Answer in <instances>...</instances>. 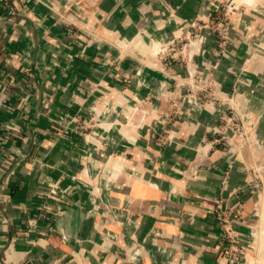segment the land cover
<instances>
[{
  "label": "crops",
  "instance_id": "obj_1",
  "mask_svg": "<svg viewBox=\"0 0 264 264\" xmlns=\"http://www.w3.org/2000/svg\"><path fill=\"white\" fill-rule=\"evenodd\" d=\"M225 1L222 46L156 55ZM15 7L0 8V264H224L219 205L264 264L246 184L264 185V0ZM190 84L222 102L238 88L247 137L220 144L232 131L215 106L181 103Z\"/></svg>",
  "mask_w": 264,
  "mask_h": 264
},
{
  "label": "built area",
  "instance_id": "obj_2",
  "mask_svg": "<svg viewBox=\"0 0 264 264\" xmlns=\"http://www.w3.org/2000/svg\"><path fill=\"white\" fill-rule=\"evenodd\" d=\"M15 1L16 0H0V8L13 15L16 13ZM223 4H225L226 10L223 9L224 5L220 6L217 3H210L208 20L205 23H201L197 20L190 21L187 27L188 29L185 31V34H187L186 38L182 40L181 37H174L167 40V42H164L162 47L158 46L157 49L154 47L153 50H155L156 55L159 56L160 59L162 58V61L167 62V59L172 60L173 58H176L178 54L184 50V47L187 48V52L190 54L196 44L203 41L205 38L204 33H207L208 30H211L216 37L215 42L217 45L222 46L225 42L226 35V15L230 12V9L234 8L233 4H230L229 1H225ZM184 40L187 42L185 45L181 43ZM179 47L181 48V51L179 50ZM188 74L189 76L192 75V73ZM238 90V88L234 89V92L228 96V100L222 102L210 93H207L204 89L195 88L190 84L186 89L187 93L183 96L181 103L185 102L194 107H200L201 105L215 106L217 108L216 114L218 119L222 120L225 124L224 128L232 131L231 137H228L225 134L220 135L221 139L217 141L223 146H230L229 144L232 140H244L247 137L244 124L242 123L243 118L241 114H239L241 108H239L240 106L237 100L241 98L242 93ZM234 99L237 100L234 101ZM169 101L172 108L178 107L176 98L170 99ZM179 110L180 108L176 110V113ZM256 179L260 180L257 174L251 181H246V184L251 186L254 192L257 194L259 193L264 202V185L258 184L257 181H255L254 184L251 183ZM50 193L54 194L53 191H50ZM214 215L220 223L218 242L221 247L222 257L225 259L224 264H263L261 260L258 259L257 255H249L248 249H250V245L243 243L235 234L234 229L230 224V220L233 217H236V215H232L220 205L214 211ZM47 227L50 229V224ZM256 233V226H253L249 231L250 238L253 240L252 243H255L256 241ZM62 238L65 239L64 236Z\"/></svg>",
  "mask_w": 264,
  "mask_h": 264
},
{
  "label": "rangeland",
  "instance_id": "obj_3",
  "mask_svg": "<svg viewBox=\"0 0 264 264\" xmlns=\"http://www.w3.org/2000/svg\"><path fill=\"white\" fill-rule=\"evenodd\" d=\"M208 35H213V33H212L211 30H208L207 33H204V36H205V37L208 36ZM181 43L185 45L187 42H186V40H184V41H182ZM159 47H162V46H159ZM180 49H181V48L179 47V50H180ZM180 51H181V50H180ZM186 51H187V48L184 47V50H183L181 53L186 52Z\"/></svg>",
  "mask_w": 264,
  "mask_h": 264
}]
</instances>
